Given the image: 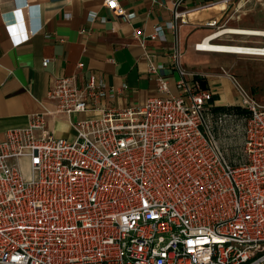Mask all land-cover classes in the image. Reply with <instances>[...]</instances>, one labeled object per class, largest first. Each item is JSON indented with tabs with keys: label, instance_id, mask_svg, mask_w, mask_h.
<instances>
[{
	"label": "built area",
	"instance_id": "built-area-1",
	"mask_svg": "<svg viewBox=\"0 0 264 264\" xmlns=\"http://www.w3.org/2000/svg\"><path fill=\"white\" fill-rule=\"evenodd\" d=\"M184 1L171 0V19L146 37L176 35L191 12L180 9ZM244 1L198 7L218 8L226 20H207L212 31L192 49L264 58L263 34H242L262 37L251 43L216 41L241 35L225 23ZM103 2L133 19L117 0ZM134 34L144 47L141 32ZM209 42L231 50L208 49ZM181 54L178 44L169 53L177 94L159 72L164 64L151 61L148 73L164 94L140 106H108L117 89L93 74L57 77L47 91L56 112L95 113L70 121L74 139L51 134L44 113L6 131L0 264H264V107L224 69L248 114L216 106Z\"/></svg>",
	"mask_w": 264,
	"mask_h": 264
},
{
	"label": "crops",
	"instance_id": "crops-1",
	"mask_svg": "<svg viewBox=\"0 0 264 264\" xmlns=\"http://www.w3.org/2000/svg\"><path fill=\"white\" fill-rule=\"evenodd\" d=\"M21 1L0 0V140L8 129L27 125L36 113H44L51 134L74 139L70 121L95 113L56 112L47 91L57 77L76 74L83 81L93 74L117 89L108 106H140L149 97L164 94L148 73L151 61L164 64L159 72L167 80L170 93L177 94L178 76L168 65L169 53L176 44L182 53V65L202 75L201 83L211 90L216 106L240 104L232 79L221 69L245 83L243 61L237 56H246L192 49L196 40L212 31L205 26L207 20L216 18L220 23L226 20L225 12L218 8L198 9L211 0H185L180 9L191 10L188 22L179 27L176 35L166 29L165 40L146 36L154 25L171 19V0H117L125 11L134 13L130 21L116 16L103 0H23L24 4ZM247 1L242 2L225 27L264 29V24L253 19L250 22L244 14L251 7L264 5V0ZM39 23L41 30L31 33L32 25L36 27ZM135 30L144 37V47L135 37ZM261 40V36L224 34L216 41ZM44 59H48L46 65L42 64ZM80 62L81 69L77 68Z\"/></svg>",
	"mask_w": 264,
	"mask_h": 264
},
{
	"label": "rangeland",
	"instance_id": "rangeland-1",
	"mask_svg": "<svg viewBox=\"0 0 264 264\" xmlns=\"http://www.w3.org/2000/svg\"><path fill=\"white\" fill-rule=\"evenodd\" d=\"M250 10H245L244 14L246 13L245 17H248L249 21L255 20L260 25L264 24V5H258L256 7L249 8ZM253 14L255 16H253ZM237 59H242L243 69H244V82L238 80L240 85L250 92L257 100V102L264 107V58H257V57H238ZM230 71V70H228ZM234 72V71H230ZM232 74V73H231ZM236 77V75H235ZM239 109V113L241 115L246 116L248 112L246 109L239 106H235Z\"/></svg>",
	"mask_w": 264,
	"mask_h": 264
},
{
	"label": "bare ground",
	"instance_id": "bare-ground-1",
	"mask_svg": "<svg viewBox=\"0 0 264 264\" xmlns=\"http://www.w3.org/2000/svg\"><path fill=\"white\" fill-rule=\"evenodd\" d=\"M249 2V1H246ZM254 1H252L253 3ZM259 3V2H258ZM248 4V3H247ZM256 4V3H255ZM233 33H240V34H263L264 35V29H259V28H236V30L232 31ZM208 49L215 50V51H229L231 48L229 46L224 45V44H219L215 42H209L205 44Z\"/></svg>",
	"mask_w": 264,
	"mask_h": 264
},
{
	"label": "trees",
	"instance_id": "trees-1",
	"mask_svg": "<svg viewBox=\"0 0 264 264\" xmlns=\"http://www.w3.org/2000/svg\"><path fill=\"white\" fill-rule=\"evenodd\" d=\"M231 108H232L233 110H235V111H238L237 108H235V107H231Z\"/></svg>",
	"mask_w": 264,
	"mask_h": 264
}]
</instances>
